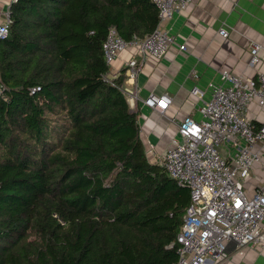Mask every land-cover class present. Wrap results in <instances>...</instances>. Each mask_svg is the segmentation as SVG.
I'll list each match as a JSON object with an SVG mask.
<instances>
[{"label":"trees","instance_id":"trees-1","mask_svg":"<svg viewBox=\"0 0 264 264\" xmlns=\"http://www.w3.org/2000/svg\"><path fill=\"white\" fill-rule=\"evenodd\" d=\"M0 41V264H176L190 191L152 162L140 109L110 77L111 27L152 0H15ZM175 243L173 247H168Z\"/></svg>","mask_w":264,"mask_h":264},{"label":"built area","instance_id":"built-area-1","mask_svg":"<svg viewBox=\"0 0 264 264\" xmlns=\"http://www.w3.org/2000/svg\"><path fill=\"white\" fill-rule=\"evenodd\" d=\"M152 1L159 10L158 26L143 38L134 35L129 40L111 27L103 52L110 67L123 51L135 48L125 64L120 89L133 108L142 100L143 105L165 115L172 97L150 92L141 98L137 76L147 59L166 57L176 37L172 26L165 24H171L193 0ZM10 25L8 13L6 20L0 21V41L8 36ZM218 32L223 37L229 35L225 26ZM261 48L260 43H251V66L259 63ZM179 49L185 50V44ZM192 75L198 76L195 70ZM191 94L196 100L193 110L200 118L192 114L181 120L168 116L177 131L160 154L148 140L157 162L179 186L190 191V203L176 237V264H225L234 255H244L247 248L257 247L258 254L264 256V117L249 116L252 101L264 108V72L243 76L222 69L218 82L211 81L204 89L195 84Z\"/></svg>","mask_w":264,"mask_h":264},{"label":"crops","instance_id":"crops-1","mask_svg":"<svg viewBox=\"0 0 264 264\" xmlns=\"http://www.w3.org/2000/svg\"><path fill=\"white\" fill-rule=\"evenodd\" d=\"M13 2L0 0V21L6 20ZM165 25L172 26L171 32L176 37V43L162 60L147 59L137 76L141 98L154 92L168 93L173 99L165 115L143 105L142 100L136 101V107L140 109L141 136L152 162L157 159L152 152H148V140L155 147L161 140L168 144L177 131V126L169 121L168 116L181 120L187 114H192L200 118L199 112L193 110L196 100L191 88L195 84L204 89L209 82H218L222 69L243 76H255L257 70L264 72V0H193L183 13L175 16L171 24L166 22ZM221 26L229 30L227 37L219 34ZM252 42L262 45L260 61L254 66L250 64ZM181 44H185V50L179 49ZM134 53L135 48L132 47L123 51L111 64L110 77L124 69ZM193 70L197 78L192 75ZM263 113L264 108L260 109L258 103L252 101L249 116L261 119ZM165 122L171 126L169 130H173L172 135H167L166 130L158 133L157 127ZM242 256L243 259L235 255L236 260L225 264H259V254L255 249L247 248Z\"/></svg>","mask_w":264,"mask_h":264},{"label":"rangeland","instance_id":"rangeland-1","mask_svg":"<svg viewBox=\"0 0 264 264\" xmlns=\"http://www.w3.org/2000/svg\"><path fill=\"white\" fill-rule=\"evenodd\" d=\"M264 114V113H263ZM158 119V118H157ZM169 127H171L170 125H168V123H163V124H161L159 127H157V131H158V133H163V132H165V130L167 131V135L169 134V135H172L174 132H173V130H169ZM175 131V130H174ZM155 145V144H154ZM166 145H167V142H165L164 140H161L160 141V143H159V145H158V147H155V150H156V152H158V153H162V151L165 149V147H166ZM260 247H257V249H259ZM256 249V251L259 253V250H257ZM236 256H238V255H236ZM259 258L261 257V258H263L262 257V255L261 254H259V256H258ZM240 258L241 259H243L244 257L243 256H240ZM257 259L258 260V263L259 264H264V261H262V259L260 258V259ZM233 261V260H236V258H235V255L234 256H232L231 258H230V261Z\"/></svg>","mask_w":264,"mask_h":264},{"label":"clouds","instance_id":"clouds-1","mask_svg":"<svg viewBox=\"0 0 264 264\" xmlns=\"http://www.w3.org/2000/svg\"><path fill=\"white\" fill-rule=\"evenodd\" d=\"M124 74H125V72H124ZM114 76H112V78H113ZM127 99V98H126ZM128 101V100H127ZM128 103H129V105H130V107L132 108V109H134V108H136V105H135V107L133 108L132 106H131V104H130V102L128 101ZM149 108V107H148ZM151 109V108H150ZM148 152H150L149 150H148ZM147 155H148V153H147ZM155 162H157V161H155Z\"/></svg>","mask_w":264,"mask_h":264},{"label":"bare ground","instance_id":"bare-ground-1","mask_svg":"<svg viewBox=\"0 0 264 264\" xmlns=\"http://www.w3.org/2000/svg\"><path fill=\"white\" fill-rule=\"evenodd\" d=\"M139 86V85H138Z\"/></svg>","mask_w":264,"mask_h":264}]
</instances>
